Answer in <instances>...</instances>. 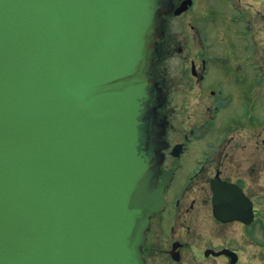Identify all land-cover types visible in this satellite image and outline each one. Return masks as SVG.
<instances>
[{"label": "water", "instance_id": "1", "mask_svg": "<svg viewBox=\"0 0 264 264\" xmlns=\"http://www.w3.org/2000/svg\"><path fill=\"white\" fill-rule=\"evenodd\" d=\"M157 0H0V264H144L138 150Z\"/></svg>", "mask_w": 264, "mask_h": 264}, {"label": "flooded vegetation", "instance_id": "2", "mask_svg": "<svg viewBox=\"0 0 264 264\" xmlns=\"http://www.w3.org/2000/svg\"><path fill=\"white\" fill-rule=\"evenodd\" d=\"M157 4L137 151L165 202L142 263L264 264V0Z\"/></svg>", "mask_w": 264, "mask_h": 264}, {"label": "rangeland", "instance_id": "3", "mask_svg": "<svg viewBox=\"0 0 264 264\" xmlns=\"http://www.w3.org/2000/svg\"><path fill=\"white\" fill-rule=\"evenodd\" d=\"M211 77L209 78V81L210 82H215L216 84L217 83H220V81H222L223 82V80H221V78H220V73H216V74H214V75H210ZM190 96H187V99H188V101L190 102Z\"/></svg>", "mask_w": 264, "mask_h": 264}]
</instances>
